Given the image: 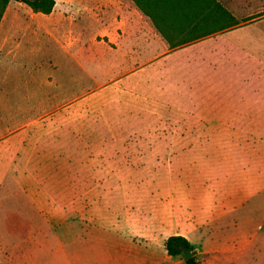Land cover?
<instances>
[{"label":"rangeland","instance_id":"obj_1","mask_svg":"<svg viewBox=\"0 0 264 264\" xmlns=\"http://www.w3.org/2000/svg\"><path fill=\"white\" fill-rule=\"evenodd\" d=\"M55 1L53 13L42 16L11 0L0 21V252L8 241L35 240L8 238L9 232L84 229L82 216L70 227L63 211L69 193L85 192L68 189L73 184L133 181L140 185L141 206L156 200L154 233L139 231L141 241L156 248L124 254L125 264H184L182 256L168 257L162 243L185 235V223L198 216L209 230L221 221L231 231V249L250 220L251 264H264V127H252L259 140L231 141L228 135L246 132L172 124L171 113L149 101L146 87L111 85V78L100 77L107 59L132 47L131 29L115 26L119 15L109 8L104 19L93 0ZM217 1L230 8L236 24L264 15V0ZM140 31L153 36L145 27ZM201 133L224 139L190 141L189 135ZM91 192L99 204V194L122 199L128 191ZM48 196L59 199L62 211L36 214L35 198Z\"/></svg>","mask_w":264,"mask_h":264},{"label":"crops","instance_id":"obj_2","mask_svg":"<svg viewBox=\"0 0 264 264\" xmlns=\"http://www.w3.org/2000/svg\"><path fill=\"white\" fill-rule=\"evenodd\" d=\"M92 2L103 12L104 19L110 8L119 15L115 26L131 29L127 37L132 39L130 52L114 56V60L107 59L108 68L101 71V78H111L108 81L111 85L133 83L135 87H146L149 101L169 111L171 117L168 119L174 125L231 127V130L241 128L246 132L228 135L231 141H255L261 138L258 129L253 130L252 127H264V15L256 21L240 22L171 48L149 18L130 0ZM56 5L55 1L54 8ZM223 7L237 20L230 8ZM11 14H5L4 18L11 19ZM141 27H145L153 36L141 35ZM105 33L108 35V31ZM207 137L213 141L224 139L202 133L189 135L190 141H204ZM187 139L188 136L180 138L181 141ZM233 153L232 158L239 157ZM242 158L245 160L247 157ZM239 167L248 170L251 165ZM73 186L68 189H83L85 192L81 195L69 193L66 211H63L68 215L67 224L70 227L78 224L76 217L82 216L84 229L70 228L62 235L53 227L17 236L9 232L6 235L8 238L28 237L35 240L4 243L3 252H0L1 264H125L123 255L126 253L139 254L141 249L148 253L155 252L154 242H142L139 231L141 227L147 228V237L154 233L156 200L148 199V203L141 206L138 182H85L78 185L81 188L76 184ZM93 190L128 192L122 193V199L118 198V193L99 194L101 203L96 204L92 197L95 195L91 192ZM49 198H35L36 214L56 216L62 211L59 199ZM261 215L264 217L263 210ZM141 217L144 219L141 220ZM249 222L247 219L242 242L233 249L231 231H224L221 221L215 220L212 221V229H207L202 216L191 223L186 222L188 230L185 235L179 236L189 242L199 264H251L252 232ZM165 241L162 250L166 253ZM135 262L137 264L138 260ZM127 263L133 264L134 261Z\"/></svg>","mask_w":264,"mask_h":264},{"label":"trees","instance_id":"obj_3","mask_svg":"<svg viewBox=\"0 0 264 264\" xmlns=\"http://www.w3.org/2000/svg\"><path fill=\"white\" fill-rule=\"evenodd\" d=\"M11 0H0V21ZM33 13L49 15L55 0H14ZM149 20L171 48L188 44L236 25V19L217 0H130ZM191 252L184 264H199L196 253L182 236H170L164 243L168 256H182L180 248ZM1 264V263H0Z\"/></svg>","mask_w":264,"mask_h":264},{"label":"water","instance_id":"obj_4","mask_svg":"<svg viewBox=\"0 0 264 264\" xmlns=\"http://www.w3.org/2000/svg\"><path fill=\"white\" fill-rule=\"evenodd\" d=\"M180 251L182 252V257L184 260H187L191 257V252L188 249L181 247Z\"/></svg>","mask_w":264,"mask_h":264}]
</instances>
